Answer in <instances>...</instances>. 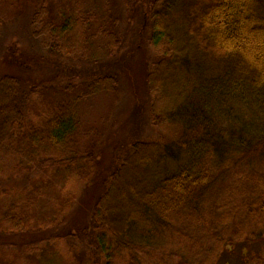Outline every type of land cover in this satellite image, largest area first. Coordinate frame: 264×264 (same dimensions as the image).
Masks as SVG:
<instances>
[{
    "label": "trees",
    "instance_id": "16d2710c",
    "mask_svg": "<svg viewBox=\"0 0 264 264\" xmlns=\"http://www.w3.org/2000/svg\"><path fill=\"white\" fill-rule=\"evenodd\" d=\"M112 1L0 0V24L33 3L43 50L98 63L125 44ZM138 4L155 132L107 172L89 104L116 75L39 86L0 74V176L23 179L0 184V237L49 233L1 249L0 264H218L238 248L241 264H264V172L248 162L264 152V0ZM82 182L99 194L66 229Z\"/></svg>",
    "mask_w": 264,
    "mask_h": 264
},
{
    "label": "rangeland",
    "instance_id": "374dc122",
    "mask_svg": "<svg viewBox=\"0 0 264 264\" xmlns=\"http://www.w3.org/2000/svg\"><path fill=\"white\" fill-rule=\"evenodd\" d=\"M112 7L120 18V31L125 44L121 51L115 55H105L98 63L43 50L41 43L32 37L30 14L35 8L33 3L24 4L14 18L0 24V74L16 70L28 78L30 83L36 82L39 86H62L70 81H88L102 72H110L118 77L116 90L94 97L89 104L91 122L101 127L100 135L95 140L104 153L100 157L106 172L113 167L115 155L134 137L140 138L155 132V127L150 125L149 92L145 83H141L142 79L145 80L149 64L155 60V54L152 47L144 49L145 44L138 48V0H113ZM146 36H149L148 27ZM93 67L96 73L91 71ZM248 162L264 172V152ZM19 179L23 180L21 175L15 177L6 173L0 176V184H16ZM98 194V189L82 182L77 197L61 218H65L63 227L74 229L80 225L82 218L89 214ZM48 234L3 236L0 237V250L44 243L47 242ZM239 251L240 248L226 252L218 264H241Z\"/></svg>",
    "mask_w": 264,
    "mask_h": 264
}]
</instances>
